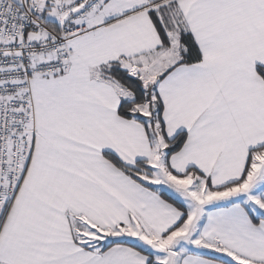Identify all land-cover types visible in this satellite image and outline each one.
Instances as JSON below:
<instances>
[{
	"label": "snow or ice",
	"instance_id": "obj_1",
	"mask_svg": "<svg viewBox=\"0 0 264 264\" xmlns=\"http://www.w3.org/2000/svg\"><path fill=\"white\" fill-rule=\"evenodd\" d=\"M0 264H264V0H0Z\"/></svg>",
	"mask_w": 264,
	"mask_h": 264
}]
</instances>
